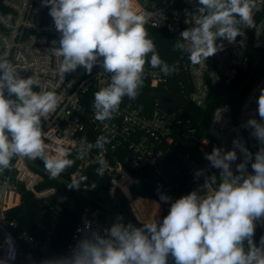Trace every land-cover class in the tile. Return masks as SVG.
I'll return each mask as SVG.
<instances>
[{
	"label": "clouds",
	"instance_id": "1",
	"mask_svg": "<svg viewBox=\"0 0 264 264\" xmlns=\"http://www.w3.org/2000/svg\"><path fill=\"white\" fill-rule=\"evenodd\" d=\"M49 7L59 37L53 54L59 59V74L65 78L80 67L90 74L99 65L110 74L106 87L94 93V119L104 122L118 115L125 96L135 100L144 86L145 65L159 68L165 75L174 69L163 61L145 25L153 13L141 12L136 0H42ZM257 0H197L193 27L180 33L175 47L188 54L193 65L204 63L223 50L218 40L236 42L243 36L241 26L252 27ZM187 22V21H186ZM150 56V59H149ZM102 58V59H101ZM40 88V91H34ZM61 102L55 90H45L35 76L22 78L17 66L0 55V170H10L15 158L39 159L50 179H58L66 169L83 160L92 149L106 151L109 137L101 135L95 143L82 137L75 159L70 149L57 138L54 145L45 142L42 120L54 113ZM260 121L251 118L245 127L261 147L253 154L239 139L234 149L213 148L205 158L210 166L220 170L206 176V189L201 196L192 191L171 202L162 221L148 218L142 226L125 224L122 218L109 228L93 229L85 219L77 229L80 237L69 255L45 259L40 264H264V235L259 244L254 240L257 222H264V88L257 99ZM236 149L243 155L238 160ZM251 163L252 173L247 165ZM97 176L109 168L100 156ZM204 173L199 170L197 175ZM95 189L88 176L77 173L67 185L69 189ZM159 193V189L157 190ZM160 201L171 200L159 194ZM15 247L10 246L0 264L15 260Z\"/></svg>",
	"mask_w": 264,
	"mask_h": 264
},
{
	"label": "built area",
	"instance_id": "2",
	"mask_svg": "<svg viewBox=\"0 0 264 264\" xmlns=\"http://www.w3.org/2000/svg\"><path fill=\"white\" fill-rule=\"evenodd\" d=\"M196 6L197 0H136L139 11L153 13L145 27H165L175 35L177 41L182 31L194 26L192 21ZM253 20L252 27L241 26L243 36H238L236 42L218 40L217 44H222L223 50L204 63L193 65L188 54L181 51L182 56L172 61L162 59L174 69L167 76L159 68L146 64L144 81L152 87H167L169 81H177L182 93L194 105L206 107L212 87L216 84L231 85L239 77L240 71L249 66L250 49H264V0H257ZM59 37L60 33L49 11L42 6V0H2L0 55L8 53V59L17 66L22 78L35 75L45 90H55L61 97L56 111L42 120L45 142L54 145L55 139L59 138L64 147L76 154L82 137L86 136L91 143H95L98 136L109 137L111 143L105 145L106 151L92 149L85 159L80 160L79 168L97 169L99 165L93 161L103 156L109 163L104 173L110 177L109 193L122 192L140 222L148 218L159 220L164 213L168 214L171 202L185 195L179 190V183L175 182L174 185L171 179V174H176L171 161L174 156L192 179L190 192L197 191L205 196L220 182L218 170L217 185H210L208 189L204 187L206 176L214 174L213 167L205 158L206 154H210L213 148L233 150V141L237 139L251 152L250 143L255 138L252 130L245 125L251 118L260 121L257 99L264 88V76L254 81L237 111L231 103L217 105L210 113L207 131L202 136L198 134V127L191 117L184 116L182 108H174L175 103L166 106L155 97L152 102L123 98L118 115L100 122L94 119V93L109 84L110 74L103 73L100 66L93 67L90 74L80 67L63 78L58 71L60 58L53 54V49L59 46ZM40 90L34 88V91ZM260 147L258 143L257 150ZM236 151L238 160L232 164L234 174H238L236 164L243 161V155L238 149ZM37 160L15 158L11 169L0 173V187L3 189L0 198V259L14 245L15 260L10 264H40L49 259L55 221L62 209L64 197L56 195V187H39L45 174L49 173ZM251 163L249 161L247 165L248 173L253 171ZM199 170H204V173L197 175ZM138 175H143V181L156 187H171L172 192L164 193L171 197L168 209L154 196L135 194L133 186ZM72 176L75 177L76 173ZM23 190L34 193L41 213H50L54 218L41 237L21 227L9 215V211L21 203ZM136 209L147 210V218L138 217ZM119 218L124 222L121 212L109 211L101 205L89 204L84 207L63 256L69 255L75 246L80 237L77 229L84 227L85 219L92 223L93 229H100L103 234L102 229L109 228ZM262 235L264 222H257L254 236L257 244Z\"/></svg>",
	"mask_w": 264,
	"mask_h": 264
},
{
	"label": "trees",
	"instance_id": "3",
	"mask_svg": "<svg viewBox=\"0 0 264 264\" xmlns=\"http://www.w3.org/2000/svg\"><path fill=\"white\" fill-rule=\"evenodd\" d=\"M1 6L2 0H0V7ZM45 9L46 11H49V7H45ZM146 29L149 33V37L154 40L161 59L172 61L177 57L182 56V52L175 47L177 42L175 35L168 29L165 27L153 26H146ZM94 67H99V65ZM260 76H264V49L251 48L249 66L240 71L239 77L231 85H214L207 106L204 108L194 105V103L182 93L178 82H175L174 80L169 81L167 87L163 85L152 87L148 82L144 81V86L140 90V94L135 101L152 102L154 100L153 93L155 92H167L171 94L175 100L174 108H182L184 110V116L186 118L191 117L192 122L198 127V134L202 136L207 131L208 121L212 110L221 103H231L234 110L237 111L254 81ZM126 97L127 96L124 98ZM258 143L259 142L256 139H253L250 143V150L253 154L258 151ZM75 156V152L71 150L69 158L75 159ZM171 161L176 170V174H171V179L174 182V185L175 182H178L179 190L183 191L185 195L190 193L192 179L188 173L186 174V170L182 167L176 156H174ZM37 162L44 167L41 160L38 159ZM79 163L80 160H75V164L66 169L58 179H50V174H45L44 180L39 185V187L54 186L57 190L56 195L64 197L62 209L58 213L55 221L52 243L50 250L48 251L49 258L64 255L66 245L80 214L84 207L89 204L101 205L109 211L121 212L124 216L125 224L132 223L138 227L142 226V222L136 218L132 211L128 198L120 191L116 192L114 195L109 193L110 177L106 174L103 176H97L95 167L79 168ZM213 169L214 174L217 175L218 182V169ZM74 173L87 175L88 184L95 182L96 188L87 191L84 190L83 186L80 190L69 189L67 185L74 178L72 176ZM142 179L143 175L142 177L138 175L137 181L133 186L135 194L142 193L159 199L160 193L169 194L168 192H172L171 187L164 186L159 188L150 182L143 181ZM172 188H174V186ZM158 189L159 193L157 191ZM169 204L170 202L164 203L166 209H168ZM136 213L141 219L147 218V210L145 209H136ZM9 215L15 218L21 227L28 229L31 233L40 237L47 232L51 220L54 219L50 213H41L38 199L35 197L34 193L25 190H23L21 203L17 207L11 209ZM164 216H166L165 213L159 218V221H162ZM168 259L169 264H175L174 258H172L171 255H169Z\"/></svg>",
	"mask_w": 264,
	"mask_h": 264
},
{
	"label": "water",
	"instance_id": "4",
	"mask_svg": "<svg viewBox=\"0 0 264 264\" xmlns=\"http://www.w3.org/2000/svg\"><path fill=\"white\" fill-rule=\"evenodd\" d=\"M153 96L161 100L166 106H172L175 103L173 97L163 92H155L153 93Z\"/></svg>",
	"mask_w": 264,
	"mask_h": 264
},
{
	"label": "rangeland",
	"instance_id": "5",
	"mask_svg": "<svg viewBox=\"0 0 264 264\" xmlns=\"http://www.w3.org/2000/svg\"><path fill=\"white\" fill-rule=\"evenodd\" d=\"M140 1H146V0H140ZM2 170H0V173H1ZM3 195V189L0 187V198L2 197ZM143 208V206H141Z\"/></svg>",
	"mask_w": 264,
	"mask_h": 264
}]
</instances>
